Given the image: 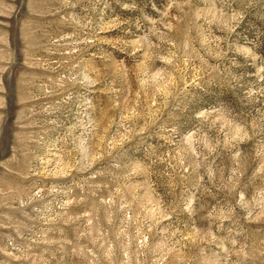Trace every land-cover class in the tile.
Wrapping results in <instances>:
<instances>
[{"label": "rangeland", "instance_id": "rangeland-1", "mask_svg": "<svg viewBox=\"0 0 264 264\" xmlns=\"http://www.w3.org/2000/svg\"><path fill=\"white\" fill-rule=\"evenodd\" d=\"M0 264H264V0H0Z\"/></svg>", "mask_w": 264, "mask_h": 264}]
</instances>
